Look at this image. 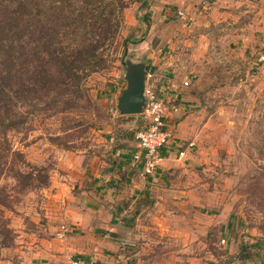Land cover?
Returning a JSON list of instances; mask_svg holds the SVG:
<instances>
[{
  "label": "rangeland",
  "instance_id": "374dc122",
  "mask_svg": "<svg viewBox=\"0 0 264 264\" xmlns=\"http://www.w3.org/2000/svg\"><path fill=\"white\" fill-rule=\"evenodd\" d=\"M108 1L120 12L121 27L107 46L105 69L85 81L87 98H75L79 106L56 114H29L20 131L7 134L12 151L23 153L27 163L15 168L34 178L0 165V264H20L27 244L46 238L65 217L55 198L61 167H102L122 159L113 151L123 145L120 132L134 123L117 109V95L127 85L123 61L144 65L168 108L179 109L171 118L167 110L172 137L182 121L192 128L191 138L179 144L197 158V181L190 184L201 196L197 212L209 213L214 231L229 226V237L239 232L243 256L255 249L264 254V0H205L200 10L183 11L184 18L172 10L168 25L153 24L149 0L102 5ZM138 121L141 126L142 115ZM203 222L190 215L179 225ZM215 233L220 242L223 235ZM223 246L213 250L211 264H233L230 256L216 262L225 255ZM166 253L157 254L164 260Z\"/></svg>",
  "mask_w": 264,
  "mask_h": 264
},
{
  "label": "crops",
  "instance_id": "0c3cea01",
  "mask_svg": "<svg viewBox=\"0 0 264 264\" xmlns=\"http://www.w3.org/2000/svg\"><path fill=\"white\" fill-rule=\"evenodd\" d=\"M206 2L149 0L153 24L168 25L174 19L172 10L178 13L200 10L197 6L202 7ZM124 87L123 84L119 94ZM169 110L171 113L179 109L172 111L170 107ZM171 115L168 116L171 118ZM124 116L134 123L120 132L123 145H117L113 151L117 156L123 154V160L102 167L96 164H86L85 168L61 167L56 175L59 183L55 187L59 191L55 198L63 204L65 217L52 224L46 238L28 243L18 263L70 264L71 259L80 258L95 259L98 264H211L215 257L213 250L223 246L224 240L225 255L218 254L216 262L221 263L222 258L230 256L233 264H264L261 249H255V253L251 250V259L246 256L242 259L239 232L231 231L229 237V226L226 230L214 231L209 213L197 212L201 196L190 184L197 181L198 165L197 158L189 151L179 158L175 150H164V158L154 174L143 173L132 161L137 148L135 132L140 127L138 115ZM191 129L186 121L180 122L172 141L191 138ZM54 182L57 181L54 179ZM190 215L202 218L206 225L181 228V217ZM64 225L69 232L61 237ZM215 232L223 235L220 242L215 241ZM161 252H167L164 260L157 254Z\"/></svg>",
  "mask_w": 264,
  "mask_h": 264
},
{
  "label": "trees",
  "instance_id": "16d2710c",
  "mask_svg": "<svg viewBox=\"0 0 264 264\" xmlns=\"http://www.w3.org/2000/svg\"><path fill=\"white\" fill-rule=\"evenodd\" d=\"M102 3L0 0V165L12 164L19 177L34 178L15 168L27 163L23 153L12 151L8 132L20 131L36 111L56 114L79 106L77 100L87 98V78L105 69L121 17L113 2Z\"/></svg>",
  "mask_w": 264,
  "mask_h": 264
},
{
  "label": "built area",
  "instance_id": "2783aa9c",
  "mask_svg": "<svg viewBox=\"0 0 264 264\" xmlns=\"http://www.w3.org/2000/svg\"><path fill=\"white\" fill-rule=\"evenodd\" d=\"M179 15L182 18L185 17L183 11H180ZM260 60H264V55L260 57ZM154 76L150 71L146 73V104L143 112L140 114L142 115V125L135 132L137 148L132 154V161L143 169L145 175L154 174L161 160L164 158V150H175L181 157L185 156V152L187 151L179 142L172 141V135L168 129L167 122L168 102L166 98L158 95L155 87H153ZM184 85H189L188 79L185 80ZM67 232H69V228L66 225L62 226L60 236L63 237ZM222 242L225 243L224 240ZM70 264L98 263L95 259L73 258Z\"/></svg>",
  "mask_w": 264,
  "mask_h": 264
},
{
  "label": "water",
  "instance_id": "95a60500",
  "mask_svg": "<svg viewBox=\"0 0 264 264\" xmlns=\"http://www.w3.org/2000/svg\"><path fill=\"white\" fill-rule=\"evenodd\" d=\"M127 50L125 51V55ZM127 74V85L117 100V109L121 115H140L146 104L145 81L146 69L144 65L123 61Z\"/></svg>",
  "mask_w": 264,
  "mask_h": 264
}]
</instances>
